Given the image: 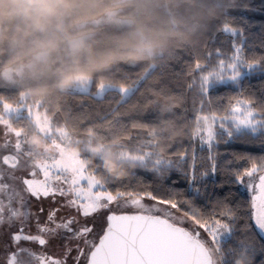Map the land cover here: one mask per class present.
Instances as JSON below:
<instances>
[{
  "label": "snow or ice",
  "instance_id": "1",
  "mask_svg": "<svg viewBox=\"0 0 264 264\" xmlns=\"http://www.w3.org/2000/svg\"><path fill=\"white\" fill-rule=\"evenodd\" d=\"M258 10L251 0H231L227 12L206 34V55L194 56L185 72L192 106L176 117L179 128L163 155L154 151L156 121L143 123L133 116L149 108L154 111L168 96L167 86L149 87L147 95L142 94L143 109L137 106L112 119L111 113L105 114L100 122L89 124L86 118L61 121L63 106L41 119V102L28 104L0 85V264H233L238 256H264V155L218 151L219 144L229 142L264 149V100L245 96L243 86L246 79L264 74V54H246L255 47L249 39L257 25L244 14ZM259 27L264 36V24ZM221 35L225 37L221 46L209 48ZM259 47L264 48V38ZM168 66L148 65L132 84L116 78L101 80L95 93L89 79L72 95L102 99L111 93L119 95L120 105L139 91L150 70ZM219 87L238 91L214 97L212 92ZM174 97L177 103L169 105V111L183 106V95ZM122 116L128 117L130 125ZM25 121H35L33 128L26 127ZM193 123L198 130L188 136L187 128ZM31 130L48 142L39 153L27 142ZM117 135L118 157L135 160L137 170L155 177L153 183H145L137 172L117 182L100 168L82 165L91 143L107 144ZM72 142L80 143L84 152L65 159L64 149ZM205 149L207 155L202 154ZM241 162L243 167L233 166ZM172 174L186 181L191 195L178 191L175 181L167 185ZM217 175L224 179L214 188L232 184L247 188L251 195L246 206L233 205L231 192L212 200L208 211L197 203L208 195L209 177ZM194 207L200 215L192 211ZM129 208L131 212L126 211ZM240 219L246 223L236 237Z\"/></svg>",
  "mask_w": 264,
  "mask_h": 264
},
{
  "label": "trees",
  "instance_id": "2",
  "mask_svg": "<svg viewBox=\"0 0 264 264\" xmlns=\"http://www.w3.org/2000/svg\"><path fill=\"white\" fill-rule=\"evenodd\" d=\"M230 3L231 0H36L25 14H15L0 20V74L9 67L28 62L40 51H48L52 66V70L48 73L50 76L45 81L26 84L19 88L4 87L13 96L24 98L28 104L41 102L40 110L48 118L63 106V111L58 116L61 121L67 117L71 123H76L77 118H86L90 124L100 122V117L105 114L111 113L108 118L112 119L118 113L133 112L137 106L143 109L146 103L144 95H147L146 90L149 87L159 89L161 86H167L168 96L154 111L149 108L142 111V114L133 116L135 120L143 123L156 121L154 151L163 155V149L175 138L179 128L180 122L176 117L183 113L184 108H191L193 103V93L187 90V83L190 80L185 75L187 64L192 62L196 55L201 57L206 55V34H210V28L227 12ZM251 3L260 10L244 14L257 25L250 30L252 35L249 44L254 43L255 47L247 49L246 54L249 56L264 54V48L259 47L260 39L264 38L259 27L260 24H264V0H251ZM116 8L122 9L119 12L120 16L132 19L133 23L130 27L110 29L103 26H81L83 22ZM89 32H94V35L83 44L79 58L72 61L69 57V41ZM224 39L223 35L218 36L216 43H209L208 47L215 49L221 46L220 42ZM141 45L153 49L150 58L139 61L123 58L125 53ZM223 46L227 48V44ZM177 57L180 59L177 60ZM165 63L169 65L167 68L157 67L150 70L148 79L140 83L139 91L132 94L126 103L120 105L117 104L120 100L119 95L108 93L102 99H98L85 94L72 95L73 91L63 90L58 86L62 79L82 76L93 81L91 92L95 93L96 83L101 80L116 78L132 84L143 74L146 66ZM262 85H264V74H256L246 79L243 82L246 89L244 95L254 96L257 101L264 100ZM237 91L232 87H219L213 90L212 95L214 97L235 95ZM179 95H183V106L174 107L169 111V105L177 103L174 96ZM121 119L130 125L128 117L122 116ZM24 123L29 129L33 128V122ZM203 125L204 120L201 117L200 126ZM197 130V125L191 124L187 128L188 136ZM137 131L133 130V134H137ZM34 134L36 131L31 130L28 136ZM119 143L118 135L107 144L94 141L87 147V154L82 160L84 165L100 168L107 177L117 182L126 180L137 172V177L145 183H153L155 177L137 170L135 161L118 157ZM182 143L187 145L188 140L184 139ZM69 147L78 155L84 152L80 143H69ZM176 147H180V143H177ZM218 151L221 154L236 152L255 156L264 155V149L259 146L233 142L219 144ZM202 154L207 155L206 149ZM224 158L226 157L222 155V159ZM106 159H110L118 169L122 170L119 177L105 168ZM244 163L233 166L243 167ZM223 179L221 175L209 177L207 197L197 200L206 211L211 210L212 200L217 197L222 198L228 192H231L233 205H247L249 196L240 191L238 184L214 188V184H220ZM173 181L176 182L175 188L178 191L191 195L182 177L172 174L167 185H172ZM132 183L135 186L136 180L133 179ZM192 211L200 215L199 208L194 207ZM241 215L246 214L242 212ZM245 223V219L236 222V237L242 235L239 229ZM244 235H252V233ZM222 256V252L217 254V259ZM246 257L249 256L236 257L233 264ZM262 260L264 256H256L253 258V264H260Z\"/></svg>",
  "mask_w": 264,
  "mask_h": 264
},
{
  "label": "rangeland",
  "instance_id": "3",
  "mask_svg": "<svg viewBox=\"0 0 264 264\" xmlns=\"http://www.w3.org/2000/svg\"><path fill=\"white\" fill-rule=\"evenodd\" d=\"M121 8H116L111 11L104 12L102 15L92 18L86 22H83L81 26H91V27H99L103 26L110 29H121L130 27L133 23L132 19L125 18L119 15ZM94 35V32H89L85 34H81L69 41V57L73 61V59H78L81 48L85 41L91 38ZM52 70V66L49 61V53L48 51H40L36 53L31 60L26 63H19L12 67H9L2 71L0 74V85L6 87L19 88L26 84H31L35 82L45 81L49 78V72ZM89 80L88 78L77 76L72 79V82L68 84L66 87H63V90L73 91L79 84L86 82ZM24 97V96H23ZM24 99V98H23ZM39 116L41 119L46 117V114L39 109ZM35 124V121H33ZM28 144L35 150L36 152H40L41 149H44L48 142L45 138L40 135L37 131L36 134L27 137ZM73 156H79L78 153L69 147V144L64 149V158L68 159ZM123 160H133V159H123ZM135 161V160H133ZM82 165H84L82 161ZM240 191L246 193L250 199V193L244 185L238 184ZM146 203H151L150 201H146ZM45 208H47V203H45ZM126 211L131 212L132 209H126ZM34 230V229H33ZM33 248H37L36 245H30ZM3 255V251L0 250V256Z\"/></svg>",
  "mask_w": 264,
  "mask_h": 264
},
{
  "label": "clouds",
  "instance_id": "4",
  "mask_svg": "<svg viewBox=\"0 0 264 264\" xmlns=\"http://www.w3.org/2000/svg\"><path fill=\"white\" fill-rule=\"evenodd\" d=\"M36 0H0V20L6 19L11 15L25 14L34 4ZM153 55V49L147 45L137 46L133 50L125 53L123 58L131 61H139L150 58ZM74 77L62 79L59 82V87H66L72 82ZM105 168L111 170L118 177L122 170L118 169L117 166L110 160H105ZM236 264H253L252 257H246L243 260H237Z\"/></svg>",
  "mask_w": 264,
  "mask_h": 264
}]
</instances>
